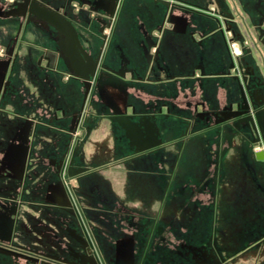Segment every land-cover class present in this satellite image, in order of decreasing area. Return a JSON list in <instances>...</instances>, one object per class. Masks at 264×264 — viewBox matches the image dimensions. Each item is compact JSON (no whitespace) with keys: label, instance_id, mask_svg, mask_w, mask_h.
<instances>
[{"label":"flooded vegetation","instance_id":"flooded-vegetation-1","mask_svg":"<svg viewBox=\"0 0 264 264\" xmlns=\"http://www.w3.org/2000/svg\"><path fill=\"white\" fill-rule=\"evenodd\" d=\"M35 1L41 7L57 11L72 25L82 61H85L87 57L91 64H96V71L94 76L89 78L90 88L86 94L84 82L73 74L71 68V71H68L65 67L66 59L62 52L64 41L53 26L28 13L6 17L16 21L17 28L15 37L10 41L9 46L2 47L3 51L0 54V113L22 120L25 123L26 134L23 135L21 131L14 135L13 140H20L22 143L18 146V143H12V148L4 153L3 158L9 156V159L14 162L13 165H9L6 174L8 177L19 179L20 194L22 182L27 176L33 129L38 123L3 107L8 96L26 95L24 89H17L13 85L12 76L17 71L16 65L21 68L24 66L27 73L33 76L32 78L42 75L43 80L49 85L50 74L68 82L78 105L74 108V112H71L67 125L64 126L61 123L65 112L56 109L47 123L48 125L56 124L60 129V135L65 136V141L60 152L48 156V166L55 176L58 202L54 205L47 202L45 206L58 209L60 212L58 221L64 226L65 233L72 242L64 244L63 253L39 251L15 243L12 238L20 200L0 199V259L4 256L10 257L12 264H237V259L253 250L257 255L256 264H264V158L261 160L255 156L256 153H264V151L255 152V149L264 147V81L262 79L264 0H228L230 6H226L222 11L210 8V5H192L184 0H179L177 4L171 3L170 0H163L167 2L165 6L168 11L161 25L156 28L157 32L174 26V19L170 12L177 7L180 12L177 22L180 28L187 30L191 42L201 47L209 38L218 35L223 42L228 60V66L221 74L207 75L203 66L198 64L191 74L181 79L193 80L201 84L207 79L224 76L233 82L236 99L224 105L216 114L204 110L202 102L195 105L194 121L200 122L202 127L197 132L191 131L192 122H188L183 133L171 143L177 146V151L175 157L170 160V171V164L168 168L165 167L163 164L166 159L159 156L165 149V144L160 141L153 126L148 125L144 137L146 144L152 146L148 153H151L156 160L154 175L162 193L160 204L153 212L145 215L132 212L120 213L116 210L101 213L102 218L108 219L113 230H122V236L108 239L101 236L99 222L93 223L89 220L77 194L82 190V182H87L91 176L111 172L118 164L111 162L92 168L83 166L77 159V146L85 133L84 121L89 100L95 94H101L105 99V104L107 103L105 115L110 122L119 124V120L122 119L131 122L133 118L134 112H129V105L119 106L108 93V90L111 93L113 89L118 92H127L135 80L134 70L129 68L128 61L122 55L118 54L115 68L107 65L119 13L115 15L113 7L109 15L97 12L94 17L84 18V25H80L77 18L69 13L68 3L51 6ZM111 1L114 2V6L121 2V0ZM5 2L0 11L13 9L14 4L20 3L21 0H5ZM0 17L5 18L3 15ZM190 19L206 20L211 24L212 29L201 33L197 28L198 25L190 24ZM27 30L34 34V40L41 38L48 46L26 40L24 34ZM139 30L146 37V43L155 44L142 26ZM239 40H243L244 43H239ZM24 48L40 50L32 59L30 51ZM83 53L86 55L84 56ZM157 58L158 50L155 48L151 63L148 64L149 73L164 71V68L159 66ZM78 87H80V96L75 91ZM241 90L246 97L247 107L241 99ZM169 112V109L163 112L160 108L157 114L167 117ZM248 117L252 119L254 129L247 121ZM241 126H246L247 130L243 131V128L240 129ZM133 128L128 132L131 136L137 135V133L134 134ZM203 135H208L209 141L214 140L215 144L212 160L209 161V170L205 172L202 181H194L189 179L190 177L184 178V175H180L179 179L177 173L183 166V160H181L183 146L188 141ZM228 143L236 144L239 148L243 170L245 165L246 174L249 175L253 185L255 198L251 199L249 207H251L250 212L256 215V220L252 218L244 220V211L247 209V205H244V172L241 173L243 179L240 188L237 187L232 191L230 184H227L224 158ZM239 143H241L240 146ZM244 149L248 151L244 152ZM87 184L89 189L93 188L91 182ZM190 187H193L192 190L195 189L196 192H193ZM202 193H208L211 196V214L207 222L209 230L203 235L196 231L194 235H191L185 231L187 227L184 224L182 228L178 227L177 233L173 231L175 242H172L169 234L174 227L171 223L174 221V213L197 210V205L187 204L185 198H195ZM223 193L227 203L221 200ZM176 198L179 200V205L175 207L171 205V209L167 210L168 205L173 204ZM232 213L238 217L235 222L231 220ZM181 229L184 230L181 231ZM55 240L61 243L57 236Z\"/></svg>","mask_w":264,"mask_h":264},{"label":"crops","instance_id":"crops-1","mask_svg":"<svg viewBox=\"0 0 264 264\" xmlns=\"http://www.w3.org/2000/svg\"><path fill=\"white\" fill-rule=\"evenodd\" d=\"M38 1L51 6L68 3L69 13L77 18L80 25H84V18L94 17L97 12L109 15L113 7L115 15L119 13L107 65L115 68L118 54L122 55L128 61L129 68L134 70L135 80L127 92L113 89L111 93L108 90V93L119 106L128 104L129 112H134L131 124L134 127V134L137 135L131 136L117 122H110L105 115L107 103L105 104L103 96L98 93L92 96L84 121L85 133L77 146V159L81 165L90 168L111 162H117L118 166L111 172L88 178L87 182L93 184L91 189L86 181L82 182V190L77 195L89 220L93 223L99 222L102 237L108 239L122 236V230H113L108 219L102 218L101 213L116 210L120 213L132 212L145 215L153 212L161 200L162 193L154 175L156 160L151 153H148L152 146L146 144L144 137L148 125L153 126L160 141L165 144V149L159 156L166 159L163 165L168 168L171 158L175 157L177 151V146L171 143L183 133L188 122H192L191 131L197 132L202 127L200 122L194 121L195 105L202 102L204 110L216 114L224 105L236 99L233 82L224 76L207 79L201 84L197 81L181 79L191 74L198 64L203 66L207 75L223 73L228 66L223 42L217 35L209 38L201 47L194 45L187 30L179 27L177 21L180 12L177 7L170 12L174 26L157 32L156 28L161 25L168 9L155 0H121L119 2L121 5L117 3L115 6L111 0ZM170 1L177 4L179 0ZM184 1L196 6L210 5V8L218 11L230 6L228 0ZM1 2L3 0H0ZM190 24L198 25L197 28L201 33L212 29L211 24L203 19H190ZM141 26L155 42L150 53H154L155 48L158 50L157 62L165 72L161 70L148 72L147 43L146 37L139 30ZM16 28V21L0 17V54L3 51L2 47L9 46L10 41L15 37ZM24 38L35 41L38 45H47L41 38L34 40V34L28 30ZM24 49L30 51L32 59L40 50ZM16 70L12 76L13 85L17 89H24L26 95L19 92L21 94L19 97L8 96L3 107L38 124L33 129L27 176L22 182L20 194L19 179L8 177L6 174L9 165H13L14 162L9 156L3 157L4 153L12 148V143H18L17 146L22 143L20 140L14 141L13 137L21 131L23 135L26 134L25 123L8 114L0 113V199L20 200L12 238L15 243L39 251L63 253L64 244H70L72 241L66 235L64 226L58 221L60 214L58 209L46 207L45 203L51 202L54 205L58 202L55 176L48 166V156L60 152L65 136L60 135V129L56 124L47 123L56 109L65 112L61 123L67 125L71 112L73 113L78 105L77 100L70 84L56 75L50 74L49 85L43 80L42 75L32 78L33 76L27 73L24 66L21 68L16 65ZM262 75L264 81V71ZM160 108L163 112L169 109V116L163 117L157 114ZM207 136L196 137L183 146L181 153L183 166L177 173L179 179L180 175H184V178L190 177L189 179L194 181L204 179L205 172L209 170V161L212 160L213 146V141H209ZM255 150V152L264 151V147ZM228 168L224 164V170L229 174V186L235 184L234 187L240 188L242 176L228 173ZM257 172L260 173V170L257 169ZM252 198H255L253 185L249 175L244 172V205H247L244 220L251 219L249 206ZM178 201L174 200L173 204H169L167 210L171 209V205H174L173 207L179 205ZM55 236L61 240V243L55 240ZM105 239L104 241L107 242ZM0 264H12L11 258L2 257Z\"/></svg>","mask_w":264,"mask_h":264},{"label":"water","instance_id":"water-1","mask_svg":"<svg viewBox=\"0 0 264 264\" xmlns=\"http://www.w3.org/2000/svg\"><path fill=\"white\" fill-rule=\"evenodd\" d=\"M161 4L167 5V2L163 0H155ZM19 13L22 15L33 14L39 19L45 21L49 25L53 26L58 33L62 36L64 41V46L62 47L63 55L70 65V68L73 71V74L77 76L84 82L86 94L90 88L89 78L93 77L96 71V64H91L90 60L86 57L85 61H82L80 53L78 51V40L76 38V33L72 25L57 11L50 10L46 7H41L35 0H21L20 3L14 4V8L8 11H0V15L5 17L9 16H17ZM146 48V60L147 64L151 63L152 54L150 50L153 45H149L147 43ZM84 56L86 55L83 53ZM150 57V58H149ZM241 99L244 102V105L247 107L246 97L244 96L241 90ZM247 121L250 123L251 127L254 129L253 121L250 117L247 118ZM119 125L129 132L132 129V124L130 121L126 119L119 120ZM257 159H263L264 153L260 152V154L256 153Z\"/></svg>","mask_w":264,"mask_h":264},{"label":"rangeland","instance_id":"rangeland-1","mask_svg":"<svg viewBox=\"0 0 264 264\" xmlns=\"http://www.w3.org/2000/svg\"><path fill=\"white\" fill-rule=\"evenodd\" d=\"M5 0H3V2L0 3V7L3 8L4 4H5ZM239 43L243 44V40H239ZM64 60V59H63ZM64 64L65 67L68 71H71L69 65L65 62L64 60ZM80 87H78L75 91L77 92V94L80 96ZM243 128L244 130L246 129V126H241L240 129ZM237 139V138H235ZM238 140V139H237ZM234 142H236L234 140ZM213 146H212V152H211V157H213L214 154V140H213ZM241 145V143H239V146ZM248 149H244V152H247ZM256 151V150H255ZM224 164H226V167L228 168V173H233L236 176H240L241 173L243 172H247L246 171V166L244 165V170H243V166L241 164V154H240V150L239 148L236 146V144L232 145V143H228L227 145V152L224 158ZM169 171L171 169V164L169 165ZM225 175H226V181L227 184H229V174H227V172L225 171ZM230 188L232 190H236V187H234V185L232 184V186H230ZM190 189L192 190L193 187H190ZM193 192L195 191L192 190ZM191 191V192H192ZM196 192V191H195ZM239 193V190H238ZM197 194V193H196ZM236 198V195H234ZM235 198L233 200H235ZM238 199V198H236ZM174 200V199H173ZM177 200V198H176ZM189 200V201H188ZM221 200L222 202L227 203V198L224 195V193L221 195ZM185 202L188 204L191 203H196L197 204V210H193V211H189V210H185V212L180 211L179 213H174L175 217H174V221H172L171 223H173L174 227L171 228V236H169V239L173 242H175L174 239V235L175 233H177L178 231V227H181L185 224L187 228H185V231L188 233H191V235H194L195 231L200 233V234H204V232L208 231V224L207 222L210 219V214H211V196L208 193H202V195L198 194L197 196L194 197H186L185 198ZM186 204V205H187ZM251 208V207H250ZM253 209V206H252ZM250 216L249 218H252L253 220H256V215L249 212ZM237 216L235 217V214L232 213V219L234 222L237 220ZM229 219V218H228ZM189 227V228H188ZM227 229V228H226ZM184 229H181V231ZM173 231L175 233H173ZM173 233V234H172ZM198 246H200L201 244H196ZM239 247V246H238ZM237 264H256L257 263V255L255 251H249V254H244V256L240 257L239 259H237L236 261Z\"/></svg>","mask_w":264,"mask_h":264},{"label":"built area","instance_id":"built-area-1","mask_svg":"<svg viewBox=\"0 0 264 264\" xmlns=\"http://www.w3.org/2000/svg\"><path fill=\"white\" fill-rule=\"evenodd\" d=\"M257 150H259V148H257Z\"/></svg>","mask_w":264,"mask_h":264}]
</instances>
